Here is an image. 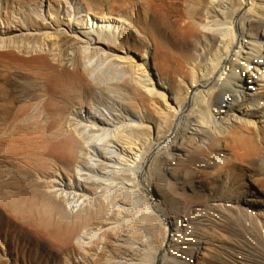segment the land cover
Listing matches in <instances>:
<instances>
[{"label": "bare ground", "instance_id": "bare-ground-1", "mask_svg": "<svg viewBox=\"0 0 264 264\" xmlns=\"http://www.w3.org/2000/svg\"><path fill=\"white\" fill-rule=\"evenodd\" d=\"M153 1L117 0L100 30L50 16L0 36V58L46 78L49 94V119L24 106L0 136L44 188L30 183L0 205L64 264H264V0H243L240 9L231 0H177V16L203 24L164 39L168 53L185 54L187 68L121 80L111 87L123 94L121 111L76 119L95 84L62 48L128 59L129 39L144 45L145 36L120 25L137 26ZM151 20L163 36L164 21ZM82 128L106 134L85 141ZM60 190L74 193L73 220L59 206Z\"/></svg>", "mask_w": 264, "mask_h": 264}, {"label": "rangeland", "instance_id": "rangeland-1", "mask_svg": "<svg viewBox=\"0 0 264 264\" xmlns=\"http://www.w3.org/2000/svg\"><path fill=\"white\" fill-rule=\"evenodd\" d=\"M154 1L150 9L141 14V20L139 18V22L141 23L138 22L137 26L133 27L132 24L126 23L120 25L117 22L118 25L123 27H120V30H125L126 32L127 29H130L135 35L141 33L143 37L145 36L144 45L136 41L134 42L132 38L129 39L127 45H130L135 51L132 52L133 56L128 59L123 58L122 60L116 59V61H113L114 59L106 53L92 54L91 51H84L82 47L77 48L75 46L62 48L61 52L63 54L61 55H68L67 57L72 58L70 54L73 52L71 60L74 59V64L76 59L80 60L95 84L93 91L86 96V104L90 102V105L88 104L85 108L79 109V115L76 117L78 121H82L86 117V111L93 110L92 112L105 116H113L115 113L121 111L120 100H122L121 96L123 94L121 91L118 92L117 89L111 88L121 80L141 83L144 77H146L143 76L145 73H148L151 78L155 77L160 80L159 71L161 72L163 67L162 70L167 68L174 76L187 68L186 61H184L185 54L179 51L175 52L176 50L170 48L168 53V47L164 39L166 35L170 37L179 34L177 30L183 31L187 29L189 33H193L197 30L196 26L198 24L203 25L202 21L201 19L198 20V18L192 20L188 18L189 20H187L185 16H177L176 6L181 7V3L178 2L177 5V0ZM231 1L232 3L234 2V8L240 9L244 6L243 0ZM116 3L117 0H0V36L12 35L15 33V28H35L38 25L45 24L50 19H57L59 22L66 23L68 17L74 18L75 23L78 25L86 23L87 25H92L94 21L95 26L100 30L102 24H105L102 19L105 16L112 15L111 12L116 7ZM169 12L172 13L170 14ZM152 13L154 15L158 14L159 19L164 21L160 23V25L162 24L160 30L163 33V36L160 35L161 37L157 36L156 33L154 34V30L150 25L151 19L154 16ZM50 16H53L54 19L53 17L50 18ZM237 20L241 21V13L237 15ZM173 22L175 23L173 24ZM113 23L116 24V22ZM189 23L193 24L188 26ZM191 26H194L193 32H191ZM61 27L65 29L67 25L64 24ZM124 35L125 33H121L118 36L123 37ZM28 38L26 39L28 41L36 39L33 37ZM158 40L161 41L159 42ZM162 41L164 42L163 44ZM158 43H160L159 46ZM160 45H165L163 46L165 49L162 46L160 47ZM156 47L161 48L159 49L160 51ZM144 50L147 51L148 57L143 59L142 54ZM156 50L159 52H156ZM31 73L32 71L22 70L7 60L0 58V136L4 135L11 120L14 119L19 110L24 106L27 107L31 116L41 114L40 119H43V121L49 119L48 110L46 109V104L49 100L46 78L40 77L41 75L36 73ZM196 91H199V89ZM159 97H157L159 102L157 101L156 107L162 110L165 107V100L162 96ZM80 132L85 141H90L106 134V131H84L83 128L80 129ZM3 144L0 139V201L6 200L9 194L14 197L21 195L30 186V183L34 184L33 187L37 188V190H43V177L35 170L22 165V162L17 160V158L6 154ZM86 148H88L85 149L87 153L96 155L97 151L89 145H86ZM88 150H91V152ZM91 155L86 154L89 157ZM58 188L62 187L58 186ZM59 192L61 193V196L57 197L60 201L59 206L66 212V218L73 220V215L78 210V205H75L77 209L74 207V193L71 190H60ZM81 258L82 256H73L71 262L82 260ZM0 264L64 263L63 260L53 254L45 242L36 239L35 235L23 225V221L10 214L0 205Z\"/></svg>", "mask_w": 264, "mask_h": 264}]
</instances>
